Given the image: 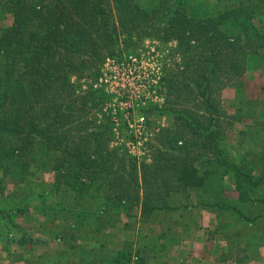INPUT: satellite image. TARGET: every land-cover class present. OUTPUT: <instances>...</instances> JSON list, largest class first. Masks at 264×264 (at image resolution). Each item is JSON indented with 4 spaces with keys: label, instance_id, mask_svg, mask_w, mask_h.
Wrapping results in <instances>:
<instances>
[{
    "label": "trees",
    "instance_id": "16d2710c",
    "mask_svg": "<svg viewBox=\"0 0 264 264\" xmlns=\"http://www.w3.org/2000/svg\"><path fill=\"white\" fill-rule=\"evenodd\" d=\"M221 1L214 15L200 17L189 0H0L13 14L12 23L0 28L3 175L18 183L32 169H44L54 173L56 190L105 188L110 206L122 207L137 223L179 209L168 199L180 193L194 194L215 216L230 211L249 223L263 217L264 158L258 155L264 146L242 140L241 130L240 146L257 149L248 160L250 150L234 154L225 134L264 98V86L256 98L246 93L248 70L264 72V29L258 26L264 0ZM145 37L176 41L182 60L159 79L164 103L150 110L171 121L154 133L150 160L109 147L111 116L106 112L101 124L94 112L105 96L81 82L99 76L106 57L122 56ZM226 87L236 90V114H228L221 98ZM258 122L264 127L262 119L252 126ZM226 182L238 198L223 195ZM244 199L259 210L247 213ZM222 228L219 222L215 231ZM59 231L66 233V226ZM67 233L77 240L74 231ZM146 238L151 244L152 236ZM128 250L112 264H146L142 250Z\"/></svg>",
    "mask_w": 264,
    "mask_h": 264
},
{
    "label": "rangeland",
    "instance_id": "374dc122",
    "mask_svg": "<svg viewBox=\"0 0 264 264\" xmlns=\"http://www.w3.org/2000/svg\"><path fill=\"white\" fill-rule=\"evenodd\" d=\"M109 1L112 5V0ZM221 2L189 0V5L197 16L203 17L214 15ZM2 14L4 15L1 16ZM12 21L13 14L2 10L0 5V28L7 27ZM258 26L264 29V20ZM128 54L138 57L130 59L124 65H117L111 60L104 65L101 78H84L81 82L83 89L91 85L94 89L101 90L105 96L101 109L94 111L98 123H107L106 112H109L112 120V110L117 108L119 137L112 135L109 147L127 150L125 142L130 138L140 137L144 141V151L148 154L146 158L150 160L154 133L168 126L171 121L167 114L156 109L150 110L151 107L164 103L163 91H154L160 88L157 77H163L167 68H174V65L182 62L181 52L174 40L145 37L133 50L123 51L122 55ZM259 72L260 69H253L247 73L249 87L246 88V93L249 97L259 96V87L264 86V79ZM155 93L161 97H154ZM235 95L236 90L232 87H226L221 92L228 114H236ZM259 101L262 103L257 102L249 114L235 119L225 134V141L232 147L234 154L250 150L248 160L253 156L252 151L257 149H251L250 144L241 147L238 139L241 130H246L243 137L241 135L242 140L250 138L264 146V139H260V135L264 134L260 130H264V127L259 122L252 126L253 120H261L260 115L264 118V111L261 113L264 110V98ZM142 115L145 120L140 127L138 122ZM129 123L132 124V129ZM111 125L116 126L113 120ZM247 125L253 129H246ZM258 156L264 158V148ZM263 163L264 160L260 162ZM53 174L44 169H32V173L23 182L15 183L0 170V261H3L0 264H112L119 252L131 249L128 252L134 255L140 248L146 264H191L194 254L206 259L200 264H210L208 261L211 259L223 262L228 252L238 258V263L255 264L253 259L260 253L259 247L264 245V216L252 223L230 211L220 212L215 216L216 214L198 203L194 194L180 193L168 199L169 204L179 206V209L160 211L146 221L137 223L136 219L126 215L122 207L110 206L111 203L104 199L105 188L94 186L73 191L61 187L56 190ZM228 183H224L227 189L223 195L238 198V192L228 188ZM250 202L244 199L242 207L252 215L259 209L251 206ZM213 216L224 228L215 231L217 227H213L211 223L207 226ZM199 223L206 226L201 228ZM65 226L67 231L61 235L59 230ZM69 230L75 232L77 240L69 236ZM42 231L50 233L40 235ZM161 232L164 235L159 236ZM58 235L61 238L58 239ZM147 236H152L151 244ZM201 236L204 243L199 241ZM219 239L226 240V244L223 241L219 245ZM160 244H166L164 250L160 249ZM149 245L153 247L150 248ZM223 247L228 249L226 253ZM261 252L264 253V248ZM262 262L257 263L264 264Z\"/></svg>",
    "mask_w": 264,
    "mask_h": 264
},
{
    "label": "built area",
    "instance_id": "2783aa9c",
    "mask_svg": "<svg viewBox=\"0 0 264 264\" xmlns=\"http://www.w3.org/2000/svg\"><path fill=\"white\" fill-rule=\"evenodd\" d=\"M138 56H136V55H132V54H128L127 56H120V57H111V56H108V57H106L105 59H104V62H103V64H102V67H101V74L99 75L100 76V78L103 76V74H104V65H107L108 63H109V61H111L112 60V62H114L115 64H117V65H120V64H125V62L127 63L128 61H130V59H135V58H137ZM129 60H128V59ZM98 76V77H99ZM99 78V79H100ZM158 78V80H159V78L160 77H157ZM157 83H158V81H157ZM94 85L95 86H97V84L96 83H94ZM154 87H156V86H154ZM155 92H157L158 90L156 89V90H154ZM158 94L157 93H155L154 94V97H156V98H159V97H161V96H157ZM116 114H117V108H114L113 110H112V120L115 122V124H116V126H114L113 127V130L115 131V137L116 138H118L119 137V133L117 132V128H118V122L116 121V119L117 120H119L117 117H116ZM125 117L127 118V116H126V114H125ZM143 120H145V117L142 115V117L139 119V124L138 125H140V127L142 126V124H143ZM129 125V127H130V129H132V124L131 123H129L128 124ZM125 145H126V149H127V151H128V153L130 154V155H132V156H134L135 158H137V159H142V158H145V159H148V158H146V156L148 155H146V153H145V146H144V141L143 140H141L140 139V137L138 138H130L129 140H127L126 142H125Z\"/></svg>",
    "mask_w": 264,
    "mask_h": 264
},
{
    "label": "crops",
    "instance_id": "0c3cea01",
    "mask_svg": "<svg viewBox=\"0 0 264 264\" xmlns=\"http://www.w3.org/2000/svg\"><path fill=\"white\" fill-rule=\"evenodd\" d=\"M248 71H251L250 69L248 70ZM263 71H262V69H260V72H259V74L260 73H262ZM248 73V72H247ZM264 110H262L261 111V113L263 112ZM264 113V112H263ZM260 117H261V119H263L264 120V118H262V116L260 115ZM206 211H208V210H206ZM209 212H211V211H209ZM213 212V211H212ZM210 223L213 225V227H217V225H218V223H217V220L214 218V216L213 217H211V220L208 222V224H207V226H210ZM203 226H206L205 224H201V223H199V227H201V228H203ZM49 233H50V231H48ZM47 232V233H48ZM47 233H46V231H42V232H40L39 234L40 235H44V236H46L47 235ZM41 240V239H40ZM199 241L201 242V243H204V238H203V236H201V238H199ZM225 242V244H226V240H224V239H219L218 240V242H219V245L221 244V242ZM230 242V241H229ZM231 243V242H230ZM221 247V246H220ZM260 248V253H258V255H257V257H255V259H253V262L255 263V264H258L257 262H259V263H261L262 261H264V253H262L261 252V249L262 248H264V245L263 246H260L259 247ZM223 251L226 253L227 251H228V249L226 248V247H223ZM1 250H0V259H2V257H1ZM195 257V258H194ZM203 260H206V259H202L199 255H196V254H194V256H193V258H192V262H191V264H194V262H197L198 264H200V263H202L201 261H203ZM255 261H257V262H255ZM6 262V261H5ZM210 264H218V262H221L222 264H241V263H238V261H236L235 259H233V258H230L229 256L226 258V259H224V261L222 262V261H217V260H214V259H211L210 261H208ZM0 263H3V261L1 260L0 261ZM263 263V262H262ZM11 264H13L12 262H11ZM244 264H249V263H244Z\"/></svg>",
    "mask_w": 264,
    "mask_h": 264
}]
</instances>
